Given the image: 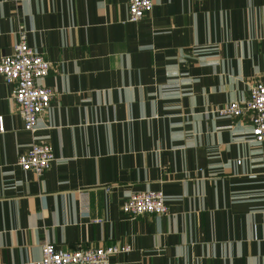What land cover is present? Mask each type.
<instances>
[{"label":"crops","instance_id":"crops-1","mask_svg":"<svg viewBox=\"0 0 264 264\" xmlns=\"http://www.w3.org/2000/svg\"><path fill=\"white\" fill-rule=\"evenodd\" d=\"M21 30L54 96L31 132L0 74V264L46 239L129 246L112 264H264V141L214 111L264 76V0H156L138 21L128 0H0V57ZM35 141L56 155L42 174L17 161ZM145 189L168 209L125 214Z\"/></svg>","mask_w":264,"mask_h":264},{"label":"built area","instance_id":"built-area-1","mask_svg":"<svg viewBox=\"0 0 264 264\" xmlns=\"http://www.w3.org/2000/svg\"><path fill=\"white\" fill-rule=\"evenodd\" d=\"M156 0H128L129 20L138 21L150 13ZM53 68V63L35 50L27 40L26 30H21L14 51L0 57V74L15 84L13 100L24 119L25 129L34 132L41 116L50 108L54 91L44 84L45 76ZM219 117L241 118L250 123L251 140L264 141V76L250 85L248 97L233 100L214 110ZM0 115V128L3 129ZM56 155L48 141H35L18 157V164L24 170L38 174L50 168ZM108 190L111 185L106 186ZM87 202H83V206ZM123 212L131 217L141 214L163 213L168 209L165 195L160 190L145 189L132 193L123 203ZM129 246L111 244L108 246H79L64 249L46 239L42 244V256L38 261L24 264H112L111 256Z\"/></svg>","mask_w":264,"mask_h":264}]
</instances>
